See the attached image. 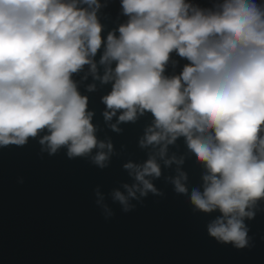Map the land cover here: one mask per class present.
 Returning a JSON list of instances; mask_svg holds the SVG:
<instances>
[{
  "label": "clouds",
  "instance_id": "clouds-1",
  "mask_svg": "<svg viewBox=\"0 0 264 264\" xmlns=\"http://www.w3.org/2000/svg\"><path fill=\"white\" fill-rule=\"evenodd\" d=\"M100 7L99 0H0V145L25 144L47 129L41 143L52 152L62 146L71 156L111 150L98 142L88 98L72 79L86 64L95 74L92 58L104 47L100 63L116 64L102 78L114 80L102 98L111 110L105 118L121 109L119 122L151 112L155 123L141 143L163 142L162 156L168 144L186 137L210 173L203 192L192 191L191 202L222 213L209 225L211 236L245 247L244 219L254 217L248 209L264 199V4L224 0L206 11L186 0H122L129 20L106 41ZM174 51L190 63L169 78L164 72ZM95 159L103 166L107 154ZM125 167L136 170L142 194L156 191L145 178L160 176L155 159L142 168ZM183 180V173L175 180L179 193L187 192ZM125 187L133 197L134 188L140 190ZM115 196L127 203L121 192Z\"/></svg>",
  "mask_w": 264,
  "mask_h": 264
},
{
  "label": "water",
  "instance_id": "water-1",
  "mask_svg": "<svg viewBox=\"0 0 264 264\" xmlns=\"http://www.w3.org/2000/svg\"><path fill=\"white\" fill-rule=\"evenodd\" d=\"M186 2L215 11L224 0ZM255 2L264 4V0ZM99 3L102 36L105 41L110 32L118 37L119 27L129 20L122 0ZM103 54L104 47L92 58L95 74L86 64L72 79L88 98L87 111L93 114L98 142L111 144V150L97 147L71 156L62 146L52 152L41 143L50 134L47 129L25 144L0 145V264H264V199L248 209L254 217L244 219L245 247L211 236L209 225L222 213L204 212L191 202L193 190H204V177L210 174L206 165L191 152L184 136L168 144L163 156V142L142 144L155 123L149 111L138 113L133 121L119 122L123 109L111 120L105 118V111L111 110L102 98L111 93L114 80L104 83L102 78L116 64L100 63ZM188 63L174 51L164 75H180ZM92 85L95 88L89 90ZM101 151L107 154L103 166L95 159ZM150 159H155L161 174L145 177L156 191L144 195L136 170L125 165L142 168ZM181 173L186 177L182 181L186 193L176 190ZM125 185H139L140 190L134 188L133 197ZM116 192L127 197L126 204L116 198Z\"/></svg>",
  "mask_w": 264,
  "mask_h": 264
}]
</instances>
